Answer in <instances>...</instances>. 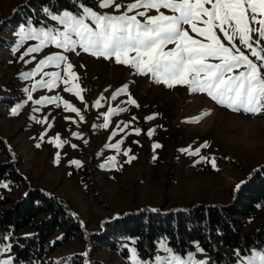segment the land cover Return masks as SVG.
I'll list each match as a JSON object with an SVG mask.
<instances>
[{"label": "rangeland", "instance_id": "rangeland-1", "mask_svg": "<svg viewBox=\"0 0 264 264\" xmlns=\"http://www.w3.org/2000/svg\"><path fill=\"white\" fill-rule=\"evenodd\" d=\"M28 1L0 0V137L12 156L10 159L0 154V164L19 161L20 174L28 183V186L13 188L10 182L4 181L0 185L1 197L20 200L29 189L55 196L79 219L87 237L102 232L108 222L144 209L156 212L164 207L165 211H183L193 204L230 203L238 190L237 185L241 186L255 170L264 166V115L233 112L216 104L206 94H192L186 86L168 88L163 83H155L150 75H136L134 70L114 60L69 53V61L79 76L74 83L84 89L83 100L65 91L66 86L61 83L51 90L37 88L32 92L33 101L42 96L61 97L59 107L28 101L23 90L32 89L41 79H49L43 72L62 71L47 67L31 78L23 76L34 71L39 60L62 51L49 46L21 59L28 47L39 43L27 41L15 50L20 39L16 33L21 25L28 27L31 21V26L37 28L62 27L38 9H32L33 16L14 27L9 20ZM101 11L111 12L112 9ZM124 85H128V92L113 100L111 97ZM130 98L135 99L139 107L127 103ZM97 100H100V107L96 106ZM63 101L80 109L84 119L65 110ZM17 105L21 106L18 114H13L12 109ZM110 108H126L127 111L112 116L109 127L104 128L105 114ZM150 116L154 119L147 120ZM201 116L199 122H188ZM136 129H140L139 135ZM150 130H154L151 136L148 135ZM57 137L64 142L63 147L49 142ZM121 141L119 150L107 147ZM205 142L210 145L206 149L201 147ZM155 144L162 147L154 148ZM188 148L193 151L199 148L200 154L192 156L180 151ZM113 156L116 157L115 166L110 162ZM131 156L136 159L128 163ZM201 156L215 157L217 168L209 162L197 163ZM72 161H80L81 166ZM4 184L8 187H3ZM44 219L39 217L23 228L19 236L34 235V225ZM242 221L245 231L255 230L264 223V205ZM61 237L59 231L52 241ZM161 242L169 247L167 241L160 240L154 257L168 255L160 249ZM115 243L119 250L101 249L88 240H71L47 260L57 264H80L77 261L132 264L131 249L137 250L136 240L127 238L115 240ZM124 249L128 251L127 259L122 255ZM191 253H195L197 260L209 261L208 256L197 249ZM137 254L144 260L138 250ZM78 256L80 259L75 261ZM8 257L14 259L12 251L0 254V259ZM14 264L25 263L14 261ZM233 264H238L237 256Z\"/></svg>", "mask_w": 264, "mask_h": 264}, {"label": "snow or ice", "instance_id": "snow-or-ice-1", "mask_svg": "<svg viewBox=\"0 0 264 264\" xmlns=\"http://www.w3.org/2000/svg\"><path fill=\"white\" fill-rule=\"evenodd\" d=\"M76 4L77 11L64 10L60 14L47 7L42 9L45 15L62 27L37 28L32 27L29 21L28 27L21 25L16 33L20 39L15 50L27 41H39L35 46L28 47L21 59L49 46L62 50L47 55L39 60L34 71L23 74L28 79L47 67L62 69L64 73L43 72L49 79H41L32 89L23 90L28 101H33L32 92L37 88L51 90L61 83L66 86L65 91L83 100L81 93L84 89L79 83H74L79 76L67 54L85 53L114 60L134 70L136 75H150L155 83H163L168 88L186 86L190 93L206 94L216 104L233 112L264 115V0H131L127 3L124 0H96L94 5L76 0ZM105 9L112 11H101ZM152 12L155 14H150ZM127 92L128 85H124L111 98L115 100ZM61 99L58 96H42L33 103L56 104L59 107ZM127 103L139 107L135 99L130 98ZM63 106L65 110L80 115V109L68 101H63ZM96 106H101L100 100L96 101ZM20 107L13 108V114H18ZM126 111V108H110L102 127L108 128L112 116ZM202 118H192L188 122H199ZM80 119L84 117L80 115ZM135 131L140 134V129ZM153 131L150 130L148 135L151 136ZM49 142L56 143L57 147H63L64 143L59 141V137ZM121 143L107 147L119 150ZM209 146L207 142L201 145L205 149ZM160 147V144L154 145V148ZM180 151L192 156L200 154L199 148ZM124 155L127 156L128 152ZM134 159L136 157L131 156L127 162L131 163ZM201 161L217 168L215 157L201 156L197 163ZM110 162L115 166L116 157H111ZM71 163L81 166L80 161ZM239 187L237 185V189ZM160 249L168 255L141 260L137 250L132 248V264H209L206 259H195V253L189 252L182 257L164 242H161ZM196 249L200 253L205 251L198 244ZM11 250V244H0V254ZM236 256L238 264H264V249H252L249 254L243 255L237 250ZM0 264H14V259H0Z\"/></svg>", "mask_w": 264, "mask_h": 264}, {"label": "trees", "instance_id": "trees-1", "mask_svg": "<svg viewBox=\"0 0 264 264\" xmlns=\"http://www.w3.org/2000/svg\"><path fill=\"white\" fill-rule=\"evenodd\" d=\"M85 2L95 4L94 0ZM44 7L56 14L78 10L76 0H29L9 21L17 27L26 22L24 19L33 16L32 9L42 10ZM0 154L12 158L1 137ZM19 165L16 160L0 164V185L8 181L13 188L28 186L20 174ZM261 205H264V166L255 170L239 187L230 203L193 204L183 211H165L164 207L156 212L144 209L108 222L102 232L86 237L79 219L63 200L38 189H29L20 200L0 196V237H7L0 242H9L14 261L25 264H57L47 257L71 240H88L101 249L119 250L115 240L127 238L136 240L137 250L144 260H152L163 239L179 255L194 251L198 244L205 250L209 264H233L236 261L233 252L237 250L243 255L252 249H264V223L247 232L242 221ZM41 216L45 219L34 225V235L19 236L23 228ZM59 231L62 237L53 242V236ZM122 255L127 259L128 251L124 249ZM77 259L80 257L74 260Z\"/></svg>", "mask_w": 264, "mask_h": 264}]
</instances>
